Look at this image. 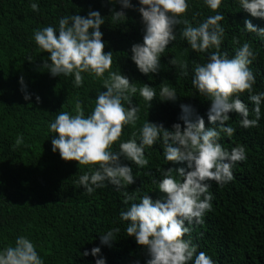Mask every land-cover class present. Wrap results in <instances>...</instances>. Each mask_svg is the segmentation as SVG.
Wrapping results in <instances>:
<instances>
[{
    "label": "trees",
    "instance_id": "obj_1",
    "mask_svg": "<svg viewBox=\"0 0 264 264\" xmlns=\"http://www.w3.org/2000/svg\"><path fill=\"white\" fill-rule=\"evenodd\" d=\"M131 2L135 7L125 9L110 0H0V250L25 236L34 243L44 264H97V259H104L106 264H146L149 259L147 248L126 234L129 222L120 218L121 209L127 207L123 192L139 189L140 196L148 194L153 200L159 199L162 194L157 182L162 177L157 169L187 167L186 162L168 163L158 141L153 147L145 148L149 163L143 168L121 157L123 164L132 167L134 184L120 190L107 184L87 194L77 181L92 166L67 162L59 151H52V139L58 138V134L50 130V123L60 111L74 115L77 102L85 116L89 115L97 94L107 89L103 88V78L89 73H82L80 87L75 86L74 76L53 77L47 69H42L50 54L34 41L36 29L47 26L58 29L59 20L65 16L87 17L89 11H99L105 18L101 26L105 52L113 53L110 71L121 72L138 90L149 84L156 91L151 108L139 91L134 94L133 104L140 108L139 120L135 127H124L120 142L130 139L133 132L139 134L147 121L163 124L169 130L175 123L183 126L182 104L192 106L204 118L206 126L212 127L208 122L211 101L200 96L192 85L194 62L206 63L208 53L193 51L181 39L183 25H177V39L162 54L160 71L141 73L131 59V47L143 43L144 24L136 10L140 7L139 0ZM32 3L39 5V11L31 9ZM188 4L182 18L194 25L217 13L224 16L221 51L230 57L236 55L243 43L251 44L256 54L249 66L256 81L253 91L264 92V37L247 32L245 27V20H251L254 26L264 28V19L244 11L239 0H222L217 12L209 9L204 0H188ZM113 9L124 11L127 18L113 23ZM194 13L200 14L195 20ZM234 36L239 44L233 42ZM174 57L187 62V76L180 75L181 70L169 63ZM21 77L29 100L24 99ZM164 81L175 89L176 101L160 100L159 85ZM248 96L245 92L239 98L248 104L250 118H255ZM230 116L227 123L235 132L231 138L222 133L220 142L229 151L244 146L246 159L234 165L232 181L222 186L210 182L212 209L204 214L203 223L186 224L191 231L185 239H191L197 253H207L215 264H264V104L257 127L244 128L237 113ZM20 135L24 142L14 147ZM118 149L119 142L113 145V151ZM116 227L120 229L116 239L110 245L101 243V237ZM96 247L101 249L99 256L91 254ZM85 251L90 254L84 256Z\"/></svg>",
    "mask_w": 264,
    "mask_h": 264
},
{
    "label": "clouds",
    "instance_id": "obj_2",
    "mask_svg": "<svg viewBox=\"0 0 264 264\" xmlns=\"http://www.w3.org/2000/svg\"><path fill=\"white\" fill-rule=\"evenodd\" d=\"M110 2L120 3L125 9L135 7L131 0ZM204 2L217 12L222 0ZM239 3L252 17L264 19V0H239ZM139 4L136 10L144 24L143 43L132 45L131 59L141 73H158L162 54L177 39L176 26L183 25L181 39L186 40L193 51L208 53L206 63L194 62L192 85L200 96L211 101L208 122L212 127L206 126L204 118L196 114L192 106L182 104L180 119L183 126L175 123L169 130L163 124L147 121L139 134L133 132L130 139L120 142L124 127H135L139 120L140 108L133 104L134 94L139 91L151 108L156 91L149 84H143L138 90L121 72L110 71L113 53L105 52L101 32L105 18L93 10L87 17L72 14L61 18L58 29L47 26L34 30L35 43L50 54L42 69H47L53 77L74 76L77 87L83 84L82 73H89L103 78V88L107 89L97 94L94 108L87 116L79 102L74 115L67 111L58 112L54 122L50 123V130L58 134V138L52 139V151H59L67 162L92 166V170L80 175L77 181L87 194H92L107 184L117 190L134 184L136 179L132 167L123 164L121 157L143 168L149 163L145 158V148L153 147L159 141L168 163L186 162L187 167L157 169L162 177L157 182L162 194L159 199L153 200L148 194L140 196L139 189L123 192V203L127 207L121 209L120 218L129 222L126 234L147 248L149 259L146 264H215L207 253H197V246L191 239H185L191 231L186 224L203 223L204 214L212 209L210 182L222 186L232 181L234 165L246 159L244 146H235L229 151L220 141L222 133L231 138L235 132L227 123L231 119L230 113L239 115V124L244 128L258 126L264 92L254 93L255 75L249 67L256 54L249 42L243 43L234 57L221 51L225 36L222 14L208 16L194 25L182 18L189 9L188 0H139ZM31 9L39 11V5L32 3ZM197 15L200 14H193V20ZM125 18L124 11L112 10L113 23ZM245 27L247 32L264 37V28L254 26L251 20H245ZM233 42L240 43L235 36ZM210 49L215 51L210 52ZM169 63L181 70L180 75H188L186 61L174 57ZM20 83L25 92L24 99L29 100L31 97L26 92L23 77ZM159 86L161 101H176V91L167 81ZM245 92L249 93L248 99L253 105L251 113L255 118H250L248 104L239 98ZM36 100L39 102L40 97L37 96ZM23 142V136H18L14 147ZM117 142L119 149L113 151ZM119 232L118 227L110 229L101 237V243L110 245ZM100 252L99 247L91 250L93 256H99ZM89 254L87 251L83 253L84 256ZM0 264H44V261L34 243L20 236L14 245L0 250ZM97 264H106V261L97 259Z\"/></svg>",
    "mask_w": 264,
    "mask_h": 264
}]
</instances>
